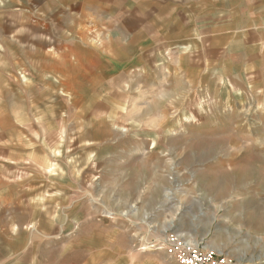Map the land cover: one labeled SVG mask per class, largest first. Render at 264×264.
Segmentation results:
<instances>
[{
    "label": "rangeland",
    "instance_id": "rangeland-1",
    "mask_svg": "<svg viewBox=\"0 0 264 264\" xmlns=\"http://www.w3.org/2000/svg\"><path fill=\"white\" fill-rule=\"evenodd\" d=\"M207 1L0 0V264H264V41Z\"/></svg>",
    "mask_w": 264,
    "mask_h": 264
},
{
    "label": "crops",
    "instance_id": "crops-1",
    "mask_svg": "<svg viewBox=\"0 0 264 264\" xmlns=\"http://www.w3.org/2000/svg\"><path fill=\"white\" fill-rule=\"evenodd\" d=\"M232 1L235 4V11L239 12V15L243 17L244 22L247 24L248 28L246 29L247 30L250 29L252 34L256 31L260 35L259 41L260 40L264 41V37H262L264 36V0H232ZM206 2H207L206 3L207 7L206 5L205 7H206V10H208L210 9V4L207 0ZM36 44L40 45L42 43L39 42ZM80 50L81 49L79 48L78 50L75 51L76 64L74 65V67L76 68L75 70L76 72L81 71L82 70L81 68L83 65L82 64L83 53ZM161 50L162 49L160 48V51ZM40 55H41V58H45L43 52H41ZM208 56H209V50H208ZM10 64L13 69L15 66L19 65L20 63H15L14 60H12ZM35 64L37 66L36 69H34ZM29 67H30V70H32V72L37 71L36 76H33L35 81L45 82L49 80L48 78L49 69L46 70L45 60L40 59V58L37 60H32L31 63L29 64ZM91 72H93V70H91Z\"/></svg>",
    "mask_w": 264,
    "mask_h": 264
},
{
    "label": "built area",
    "instance_id": "built-area-1",
    "mask_svg": "<svg viewBox=\"0 0 264 264\" xmlns=\"http://www.w3.org/2000/svg\"><path fill=\"white\" fill-rule=\"evenodd\" d=\"M168 258L176 264H229L219 254L202 247L192 245L177 237H169L168 245L164 246Z\"/></svg>",
    "mask_w": 264,
    "mask_h": 264
},
{
    "label": "bare ground",
    "instance_id": "bare-ground-1",
    "mask_svg": "<svg viewBox=\"0 0 264 264\" xmlns=\"http://www.w3.org/2000/svg\"><path fill=\"white\" fill-rule=\"evenodd\" d=\"M252 158L255 159L254 156H252ZM253 159H252V160H253ZM249 166H250V165H248V167H249ZM241 171L244 172V173L240 174V176H241V177L245 176V175L247 174V166H245ZM245 172H246V173H245ZM262 183H264V182H262Z\"/></svg>",
    "mask_w": 264,
    "mask_h": 264
}]
</instances>
